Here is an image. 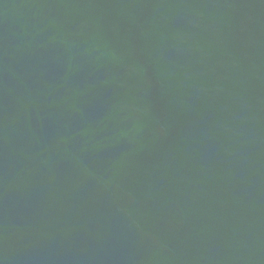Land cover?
<instances>
[{"label": "water", "instance_id": "water-1", "mask_svg": "<svg viewBox=\"0 0 264 264\" xmlns=\"http://www.w3.org/2000/svg\"><path fill=\"white\" fill-rule=\"evenodd\" d=\"M0 264H264V0H0Z\"/></svg>", "mask_w": 264, "mask_h": 264}]
</instances>
